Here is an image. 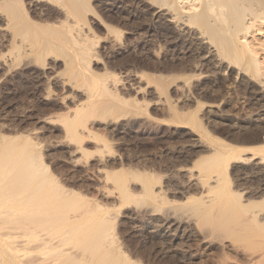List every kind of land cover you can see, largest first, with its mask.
<instances>
[{"label":"bare ground","instance_id":"obj_1","mask_svg":"<svg viewBox=\"0 0 264 264\" xmlns=\"http://www.w3.org/2000/svg\"><path fill=\"white\" fill-rule=\"evenodd\" d=\"M0 17L11 31V60L7 69L14 70L15 78L17 75L21 78L15 84L19 95L14 94V102H19L21 96L28 97L31 89H48L49 94L74 90V99L78 97L76 102L68 99L69 95L61 98L62 104L57 99L43 102L39 115L54 113L48 119L57 123L51 133L30 121V124L25 123L31 125L29 128L20 124L17 135H9L0 128V264H18L11 251L26 264H175L173 259L151 262V251L146 248L138 252L120 250L123 245L116 237L119 228L116 218L120 209L133 199L139 207L153 204V211L166 214L164 219L168 222L172 220L170 210L178 217L189 212L211 240L220 236L224 241L225 237L234 235L232 244L212 250L221 257L217 264H227L233 256L243 264H264V168L258 165L254 174L247 176L248 169H255L254 161L253 167L246 166L247 172L246 168L242 170L247 174L239 172L234 176V184L228 172L231 160L250 161L249 157L242 156L244 153L240 154L244 151L258 155L264 167V144L238 150L224 139L209 138L217 150L212 156L202 157L200 176L208 178L216 172V183L208 188V195L188 199L180 206L167 200L163 191L155 192L153 183L161 184L163 177L151 173L147 160L105 161L104 166L108 168L119 167L116 171L107 169V180L120 190V202L113 205L87 197L88 188L84 184L79 185V189L70 188L68 184L72 181L63 178L61 171L66 169L59 160L70 151L80 149L83 164L93 170L98 164L91 159L94 152L87 148L93 147V139L100 143L96 150L101 157L113 152L107 132H95L98 126L103 128L104 125L98 118L106 119L115 109L118 111L115 117L133 111L140 115L152 113L149 108L138 106V101L127 98V92L118 85L125 77L117 72L116 65L127 68L135 55L129 52L118 56L111 50V56H105L106 40L125 46L132 42L137 44L138 54L147 68L165 72L176 68L175 64L159 66V48L184 47L190 44L186 37L197 34L196 30L206 40L201 43L214 47L224 61L234 66L241 64L244 71L262 78L264 0H0ZM187 28L186 34H179V30L185 32ZM197 49L200 53H192L186 59L201 56L204 50ZM0 56L7 61L3 52ZM149 82L155 83L163 93L169 90L165 78L151 76ZM5 84L3 80L0 87ZM176 120L194 126L199 123L194 115L188 118L176 114ZM247 129L252 134L244 140L245 144L264 140L263 121L252 123ZM201 132L204 137L208 133ZM48 136L62 137L65 142L60 148L47 152ZM129 179L142 184L143 189L138 194L129 190ZM170 237L162 242L172 245L173 237ZM4 239L9 242L8 248ZM207 255L201 264H213L214 258H218L215 254ZM174 258L177 260L176 256ZM192 264L200 263L193 261Z\"/></svg>","mask_w":264,"mask_h":264},{"label":"rangeland","instance_id":"obj_2","mask_svg":"<svg viewBox=\"0 0 264 264\" xmlns=\"http://www.w3.org/2000/svg\"><path fill=\"white\" fill-rule=\"evenodd\" d=\"M39 7L38 5V8ZM6 25V21L0 17V54L3 52V54L7 56V61L0 56V73L2 72L0 74V84L3 80L6 83L4 87H0V123L2 124L0 128H4L6 130L5 132L9 135H17L18 133L16 131L20 124L29 128L31 125H25V123L30 124L32 122L33 124L37 123L36 125L39 127L40 125L43 126L44 131L51 133L52 128H54V125L57 123L48 119V116H53L54 113L45 116L39 115V108H42L43 102L57 99L62 104L61 98L64 96L67 97L69 95L70 98H67L72 99L73 102H76L78 97L74 99V90L64 93L66 91L64 89L49 94L47 91L48 89H31L30 94L27 95L28 97L23 98L24 96L20 95V101L14 102V97L17 96L16 94L19 95L17 91L18 86L16 87L15 84H17L18 79L21 78L17 75L16 79L13 76L15 73L14 70L7 69L11 60V56L9 55L11 31ZM187 30L188 28L185 29L184 32L181 29V31L179 30V34H186ZM195 33L197 34L186 37L190 39V44L184 47H181V45H172L169 46L168 49H165L166 47H164V49L159 48V52L161 53V55L158 56L161 59L158 60V62H160L159 66L162 67V65L165 64L166 66L172 67L174 66L173 64H175L176 70L165 72L161 70L155 71L149 67L147 68L146 64H144L145 60L138 54L137 44L132 42L131 44L127 43V46H125L116 42L113 44V40H106L107 42L104 43V47L107 48H104L107 52L105 56L108 55L110 57L112 51H114V54L118 53V56H120L121 53L129 54V52L135 55L136 58L129 61L127 68L119 64L116 65L117 72L125 77V80L118 83V85L127 92V95H125L127 98L129 97L133 102L134 100L135 102L138 101V106L147 107L152 113H142L140 115L133 111L126 115L115 117L118 112L116 111L117 109H115L106 119L100 120L98 118V121L102 122L104 125L103 128L98 126L99 129L97 128L98 130L96 129L95 132L99 134H105L107 132V138L113 144V152L106 153L105 157H101L97 152L100 143L93 139V147H87L88 150L94 152L91 159L98 164V166L96 165L98 168L94 166L93 170H88V165L85 163L83 164L84 158H82L80 149L77 151H70L67 156L60 157V165L66 169L62 170L61 174L64 179L68 178L67 180L72 181L71 184H68L70 188L75 187V189H79V185L81 186L84 184L88 189L85 190V187L81 188L88 194L87 197H95L93 198L94 201H99L104 204L108 203V205L117 204L118 201L120 202V190L115 188L113 182L107 180L106 176L108 172L107 169H109V171H116L119 167H114V169L108 168L104 166L105 161L112 160L135 163L147 160L151 165H149L151 173H156L163 177L161 184L153 183L154 190H157H155V192H159V190L160 192L163 191L165 193L164 197H166L167 200H173L177 206H180L188 202V199L208 195V188L216 183V179H214V177H217L216 172H213L208 178H205L203 175L200 176L201 166L199 163L201 159L205 158V155L206 157L212 156L217 150V147L209 142V138L224 139V141L226 140L231 146L237 147L238 150L255 145L263 146L264 140L258 143L246 142V144L244 140L248 139L252 134L248 132L247 127L252 125V123H259V121L264 122V77L261 76L262 78L259 77L260 79L254 77L251 73L244 71L243 68H241V64H235L236 67L230 61H224V59L218 56L214 47L209 46L208 48L206 43H201L206 42L202 34L196 32V30ZM120 45L123 47H120ZM198 47L204 50L203 54L191 60L190 58L186 59L187 56H192V53H200L198 52ZM1 49H3V51H1ZM162 52L164 55H162ZM20 74L23 75V73ZM55 74L56 73H54L53 76ZM151 76L167 79V88H169V90L163 93L157 89L158 87L155 83L149 82ZM123 83H125V85ZM75 90L82 91V89L77 88ZM14 94L16 96H14ZM135 96L137 97L135 98ZM2 98L4 101H2ZM125 107L129 108L124 105V108ZM196 108L199 109L196 110ZM62 111H64V109L58 112ZM176 114H181L188 118L194 115L196 120L198 119V126H194L190 122L183 124L178 122L176 120ZM28 121H30V123ZM204 130L208 132L205 134L206 138L201 132ZM48 138L50 139L49 142ZM64 142L65 140L62 137L48 136L45 149L47 152H52L56 147L58 149L63 146L62 144H64ZM240 154H243V157H249L250 161L245 163L246 161L238 158L231 160L228 166V172L229 175L232 174L229 176L232 182L238 174L241 172L245 173L247 170L246 166L251 167L255 162V169H248V172L246 171L248 174L245 173L247 176H252V174H254L253 170H257L256 167H258V165L259 168H264L262 166L263 163H260L261 160L259 156L252 155L253 152L244 151ZM234 155L236 154L234 153ZM152 166L155 168L153 167L152 169ZM243 169L245 171H242ZM129 180V190L132 191L133 194H135V192L138 194V192L143 189L142 184L138 181ZM74 183H76V185ZM234 183L235 182L232 184ZM133 200L120 209V213L118 212L119 215L116 218V222L118 221L117 228L119 227L116 232V237L119 239L120 244L123 245L120 247V250L123 252L126 249H128V251L132 249L138 252L146 248V250L151 251V255L149 256L151 262L159 263L161 259H173L172 261H175V264H192L193 261L201 264V260H204L205 256H209L207 254H210V256L211 254L212 256L215 254L218 258H214L216 261H214V259L212 260L214 261L213 264H217L221 257L217 254V251L213 253L212 250H218L223 246H229L233 243L232 238L234 235H232V237H225L224 241L221 240L220 236L213 240L209 237L207 238L205 236L206 233L202 232L204 228L199 226L197 219L189 215V212L178 217L177 214H174L173 211L170 210L171 217L169 219L172 220L168 222V219H164L167 216L166 214L165 216L162 212L153 211V204L143 205L142 207L140 206V208L136 201ZM171 235L173 238L170 237ZM168 236L170 239L172 238V245L162 242V240L168 238ZM192 237L194 240H192ZM6 241L7 239H4L5 246H7L5 248H8L9 242ZM185 241L189 243L192 241V243L190 245ZM181 244L183 246H181ZM187 244L190 246H187ZM188 247L190 248L188 249ZM207 251L208 253L206 254ZM11 253L13 259L16 260L18 264H26L22 262L23 260L19 255L18 257L14 251H11ZM174 256H176L177 260H175ZM186 256L189 257V259H186ZM227 264L243 263L237 259V256H233V258L227 260Z\"/></svg>","mask_w":264,"mask_h":264}]
</instances>
